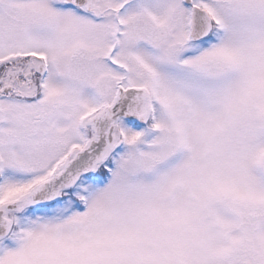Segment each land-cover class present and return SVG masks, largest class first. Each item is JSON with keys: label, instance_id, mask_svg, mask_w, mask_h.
I'll use <instances>...</instances> for the list:
<instances>
[{"label": "snow or ice", "instance_id": "snow-or-ice-1", "mask_svg": "<svg viewBox=\"0 0 264 264\" xmlns=\"http://www.w3.org/2000/svg\"><path fill=\"white\" fill-rule=\"evenodd\" d=\"M0 264H264V0H0Z\"/></svg>", "mask_w": 264, "mask_h": 264}]
</instances>
